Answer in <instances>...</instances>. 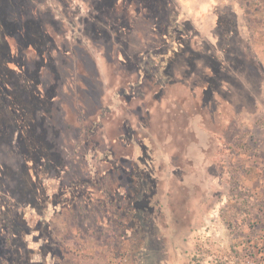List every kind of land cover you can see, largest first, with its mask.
Segmentation results:
<instances>
[{"label": "rangeland", "instance_id": "rangeland-1", "mask_svg": "<svg viewBox=\"0 0 264 264\" xmlns=\"http://www.w3.org/2000/svg\"><path fill=\"white\" fill-rule=\"evenodd\" d=\"M38 1L29 0L9 20L27 27L41 16L46 39L33 31L32 40L46 41L53 28L70 42L92 45L96 10L83 0H73L72 10L54 0H45L50 10H34ZM156 7L161 27L171 17L187 26L189 36L196 31L197 70L190 76V65L183 64L182 76L158 75L163 92L139 93L129 106L123 99L131 95L121 93L124 79L113 77L97 52L103 121L84 127L78 138V129L58 125L69 109L57 104L61 137L50 132L71 178H90L96 195L83 200L78 185L73 205L59 202L62 197L40 204L39 181H57L43 174V165L35 175L34 152L19 165L22 157L4 144L0 160L17 176L0 171V184H6L0 185V264H264V75L254 58L264 60V0H158ZM1 54L0 48L2 74ZM29 79L20 78L21 85ZM67 82L62 78L59 86ZM61 94L63 102L71 97L66 87ZM79 111L77 103L74 119ZM121 135L134 150L120 161L126 152ZM23 166L29 175L17 173ZM101 169L104 197L92 185ZM9 225L17 231L8 233L3 227Z\"/></svg>", "mask_w": 264, "mask_h": 264}, {"label": "flooded vegetation", "instance_id": "flooded-vegetation-1", "mask_svg": "<svg viewBox=\"0 0 264 264\" xmlns=\"http://www.w3.org/2000/svg\"><path fill=\"white\" fill-rule=\"evenodd\" d=\"M28 1L0 0V35L3 37L0 40V48L4 64V72L0 73V151L5 144L11 155L22 157L19 165L30 157V151L34 152L35 156H38L35 175L41 173L38 166L43 165L45 169L43 174L52 177V181H57L53 186L52 183L44 184L39 181L41 193L38 199L40 204L56 201L62 197L63 199L61 198L59 202L66 201L67 204L69 203L66 206H71L74 204L75 197L79 196V194L75 196L74 192V190H78V185L82 186L83 191L80 196H83V200L87 198L92 201L96 190L89 189L90 178H71L66 160L60 161L61 155L57 154L58 152L55 150L59 145L50 138V132L53 130L54 134L58 135L57 137H61V134L55 131L53 124L56 121L57 110L67 106L69 109L67 111H71L78 103L82 111L77 112V118L68 121L64 118L60 122L67 124V127H72L73 124L77 126L78 138L83 133L84 127H89L88 125L92 127L97 122L100 125L99 122L103 121L105 88L97 63L99 59L97 52L110 67L111 74L115 75L113 77L118 76L124 79L125 82L120 81L121 93L126 92L131 95L130 97L124 96L123 100L127 105L130 106L133 101H136L139 93L143 95L159 91L162 93L164 87L159 86L160 84L156 82L158 75L182 76L180 67L183 64L190 65L191 72H188L190 76L197 70L196 62L201 55L198 54V50L192 48L193 40L197 36L196 31L189 36L187 26L183 23L173 22L171 17L165 20L168 21V25L165 28L161 27L165 22L160 23V17L157 16L159 12L155 11L159 10L158 7L155 8L158 0H83L86 8L97 11V16L92 24L95 35L92 45H83L80 41L70 42L61 31L55 30L53 33V28L50 32L45 28L49 34H54V36H48V39L41 43V40L37 41L35 38L32 40L33 31L39 36L43 35L46 39L47 33L41 28V16L34 18L35 22L33 23L28 21L27 27L25 24L9 20L14 13H17L16 10L25 9L22 8V5ZM54 1L60 4L61 10L75 9L73 0ZM36 3L39 6L34 10H41L42 6L44 10H50L47 8L45 0H39ZM87 11L89 17L85 18L86 25L92 17L90 10ZM19 15L20 19H23V13H19ZM155 18L159 19V37L154 40L151 29H153ZM55 24L58 23L54 22L51 26L53 27ZM161 31H165L169 38L163 39ZM138 35H142V38L138 39ZM162 54L160 59H155L157 55ZM80 62L84 66L82 72L78 69ZM58 63H60L59 67ZM20 78L24 79L25 83L27 78L34 80L30 81L29 79L27 86L25 84L23 85L25 88H22ZM62 78L68 81L67 86L66 84L59 86ZM14 79L16 83L13 82ZM81 81L84 83V87L80 86L79 82ZM200 83L199 80L194 82L196 87L202 85ZM204 85H208V82H205ZM65 87L68 89V95L71 93V97L66 96L63 102L61 92ZM22 89L27 90V95L29 94L31 97L30 100L26 96L20 97L18 92ZM55 96L61 100L59 103L51 102L57 99ZM57 104L61 105L58 109ZM41 111L45 113V117L39 116ZM90 116H94L95 119L89 118ZM33 123H36L34 129L32 128ZM16 132H19L20 135L17 136ZM35 133L36 136L33 138ZM8 139L9 142H7ZM61 154L63 155V150ZM6 166L9 165L0 160V171H4L3 174L9 173ZM10 169V171L13 170L12 167ZM18 172L20 175L26 174L27 167H20ZM100 172V176L94 179L97 182H93L92 185L93 187L98 185L97 193L103 194L104 197L106 184L102 174L105 175V169H101ZM9 174L17 176L13 171ZM6 178L5 180L8 181ZM0 185L6 187L5 183ZM32 185L34 184L32 183ZM53 189H55L54 192H52ZM99 194L97 195L100 196ZM7 223H13V221L10 219ZM3 228H7L8 233L17 231L15 225Z\"/></svg>", "mask_w": 264, "mask_h": 264}, {"label": "trees", "instance_id": "trees-1", "mask_svg": "<svg viewBox=\"0 0 264 264\" xmlns=\"http://www.w3.org/2000/svg\"><path fill=\"white\" fill-rule=\"evenodd\" d=\"M159 14H160V12H159ZM160 19V18H159ZM159 19L158 18H155V20H154V23H153V25H152V28L153 29H151L152 30V38L155 40V39H157L158 37H159V30H158V22H159ZM161 37H163V39L165 38H169V36H168V34L167 33H165V34H163V35H161ZM155 42V41H154ZM83 68H84V66H83V63L82 62H80L79 64H78V69H79V71H83ZM84 73V72H83ZM16 80L14 79V81L13 82H15ZM80 83V86L81 87H84V83L81 81V82H79ZM20 86L22 87V88H25V86H23V85H21L20 84ZM19 94H20V97L21 98H23V97H27V99H31V97H30V95L28 94L27 95V90H25V89H22V90H19V92H18ZM52 103L54 102V101H51ZM51 104V103H50ZM80 104H81V102H80ZM64 108H68L67 106H64ZM46 115H48V114H46ZM48 116H50V115H48ZM45 117V116H44ZM55 119H56V121H55V131H57V133L59 134H61V131H62V129L59 131L58 130V125H61V126H64L65 124H61V123H59L58 125H57V123H58V120H57V118L55 117ZM66 121H68V120H74V114L71 112V111H67L66 112V119H65ZM73 127H74V129L76 128V129H78V127L77 126H75L74 124H73ZM121 137H122V135L120 136V138H119V140H121L122 141V147H123V149L126 151L125 152V155H124V157H123V159H120V161L121 160H125V159H130V158H132V156H131V153L133 152V150H134V144H133V142H124V140H122L121 139ZM123 137H125L124 136V134H123ZM122 137V138H123ZM123 142H124V144H123ZM136 144V143H135ZM55 150L58 152L57 154H59V155H61V159H60V161H65V159H64V157H63V155L61 154L62 152H61V149L58 147V148H55ZM126 157V158H125ZM125 158V159H124ZM118 170H122V169H116L115 171H116V173L118 172ZM118 174V173H117ZM117 174H116V176H117ZM120 174V173H119Z\"/></svg>", "mask_w": 264, "mask_h": 264}, {"label": "crops", "instance_id": "crops-1", "mask_svg": "<svg viewBox=\"0 0 264 264\" xmlns=\"http://www.w3.org/2000/svg\"><path fill=\"white\" fill-rule=\"evenodd\" d=\"M256 45H258V42H257V44ZM245 53V52H244ZM256 57H254L256 60V62H257V64H256V66H258L259 68V72L261 73V74H263L264 75V60H263V58H261V56H259V55H256V54H254ZM259 62H258V61Z\"/></svg>", "mask_w": 264, "mask_h": 264}]
</instances>
